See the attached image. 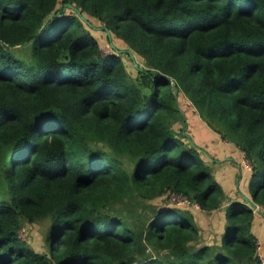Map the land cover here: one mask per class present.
I'll return each instance as SVG.
<instances>
[{
    "label": "trees",
    "instance_id": "16d2710c",
    "mask_svg": "<svg viewBox=\"0 0 264 264\" xmlns=\"http://www.w3.org/2000/svg\"><path fill=\"white\" fill-rule=\"evenodd\" d=\"M90 17L144 67L105 55ZM182 94L250 162L246 198L229 199L174 127ZM172 194L224 208L219 244L202 242L191 209L124 213ZM257 206L264 0H0V264H262ZM45 220L49 256L21 236Z\"/></svg>",
    "mask_w": 264,
    "mask_h": 264
},
{
    "label": "rangeland",
    "instance_id": "374dc122",
    "mask_svg": "<svg viewBox=\"0 0 264 264\" xmlns=\"http://www.w3.org/2000/svg\"><path fill=\"white\" fill-rule=\"evenodd\" d=\"M61 7V5H60ZM66 11V9H65ZM68 13H71V10H67ZM66 11V12H67ZM92 21L93 28L91 31L93 34L98 38L102 50L105 55L111 54L114 50H118L119 54L122 55L125 67L129 71L130 74L135 75L136 67L141 66L144 67V61L134 52L133 57L128 55V51L131 50L130 47L124 43L119 38L114 37L113 35L107 34L104 30V24L102 21L98 20L97 18L90 17ZM88 27V26H86ZM88 29V28H87ZM15 51L17 55L23 58L28 57V47L27 44L15 47ZM132 51V50H131ZM180 105L182 110L184 111L185 120L182 122H176L174 127L180 132L183 136V140L188 144H196L198 148V144L195 141V135H197L196 129L203 125L205 122L204 119L200 116L199 112L195 108V106L188 100L186 96L183 94L180 96ZM213 130V129H212ZM245 165L250 167V162L245 160ZM179 195H164L162 197H158L154 200H149L147 203L142 204L139 201H136L134 198L131 199V204L124 205V213H128L135 209L136 213L133 214L135 217L142 218L141 220L148 221L151 217L152 211L156 206L159 205H169L175 207H183L187 209L193 210L195 215L198 217L197 221L201 226L202 229V242L208 243L211 245H217L221 242L222 234L224 233L225 223H226V216L224 208L217 210L215 212H204L200 209L190 208L185 206L184 202H179ZM241 199H244L241 195ZM197 208V207H195ZM260 208V207H259ZM256 213V220L262 223L264 226V212L262 209H257ZM134 221H138L134 219ZM49 220L40 221L38 223H24V227L21 231V236L25 239L31 247L36 249L42 254L50 255L48 251V243H47V235L49 231ZM260 234V231H257V234ZM258 238V237H257ZM259 246L264 251V237L258 238ZM261 250H259L260 252ZM261 252V253H262ZM264 253V252H263ZM154 255L158 256V252H155ZM264 255V254H263Z\"/></svg>",
    "mask_w": 264,
    "mask_h": 264
},
{
    "label": "crops",
    "instance_id": "0c3cea01",
    "mask_svg": "<svg viewBox=\"0 0 264 264\" xmlns=\"http://www.w3.org/2000/svg\"><path fill=\"white\" fill-rule=\"evenodd\" d=\"M195 141L202 157L224 187L229 199H241L250 195L249 183L252 172L251 167L245 165L244 153L234 145L224 141L219 134L215 133L205 122L196 129ZM257 231H260L257 234ZM254 232L257 237H264V226L255 221ZM260 253L262 248L260 247ZM264 252V251H263ZM261 254H264V253Z\"/></svg>",
    "mask_w": 264,
    "mask_h": 264
},
{
    "label": "built area",
    "instance_id": "2783aa9c",
    "mask_svg": "<svg viewBox=\"0 0 264 264\" xmlns=\"http://www.w3.org/2000/svg\"><path fill=\"white\" fill-rule=\"evenodd\" d=\"M175 195H178V194H175ZM178 198L180 199L179 202H184L185 205H193L194 207H198L199 208V206L194 204V203H192L187 196L179 195ZM257 209H260V208L257 206V207H255V211H258ZM258 248L260 250V246ZM259 254H260V257H261V260H262V264H264V255L261 254L260 252H259Z\"/></svg>",
    "mask_w": 264,
    "mask_h": 264
},
{
    "label": "water",
    "instance_id": "95a60500",
    "mask_svg": "<svg viewBox=\"0 0 264 264\" xmlns=\"http://www.w3.org/2000/svg\"><path fill=\"white\" fill-rule=\"evenodd\" d=\"M70 6H71V5H70ZM71 7H72V6H71ZM53 16H54V14H51V15L46 19L45 23L50 19V17H53ZM91 25H92V24H91ZM104 29L108 31V29H107L106 27H104ZM129 53H131V55H132V52H131V51H129ZM132 57H133V55H132Z\"/></svg>",
    "mask_w": 264,
    "mask_h": 264
}]
</instances>
